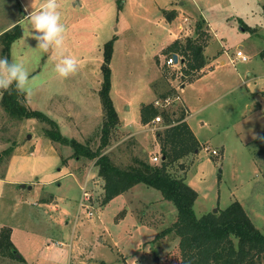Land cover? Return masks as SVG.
I'll return each instance as SVG.
<instances>
[{
  "label": "rangeland",
  "instance_id": "1",
  "mask_svg": "<svg viewBox=\"0 0 264 264\" xmlns=\"http://www.w3.org/2000/svg\"><path fill=\"white\" fill-rule=\"evenodd\" d=\"M44 2L0 0V34L20 26L7 57L29 69L33 91L24 92L27 106L56 121L65 137L96 148L103 119L100 65L104 44L114 38L109 93L119 123L103 152L117 164L134 157L160 164L154 144L163 120L142 124L140 107L157 100L160 109L175 110L174 118L182 108L199 147L169 169L196 191V216L238 201L264 233V58L258 54L264 48V0H57L64 42L48 52L32 37L24 39L25 15ZM189 37L205 44L207 60L185 78L181 63L163 66V50ZM239 44L246 60L236 56ZM65 56L75 58L78 70L61 78L53 69ZM167 89L173 95L158 97ZM46 127L35 117L10 118L0 107V154L14 144L0 159V226L13 228L18 253L28 260L16 264L36 258L39 264H179L178 237H157L175 221V206L144 184L102 203L103 180L94 160L51 141ZM56 240L61 246H54ZM41 246L55 257L40 258Z\"/></svg>",
  "mask_w": 264,
  "mask_h": 264
},
{
  "label": "trees",
  "instance_id": "2",
  "mask_svg": "<svg viewBox=\"0 0 264 264\" xmlns=\"http://www.w3.org/2000/svg\"><path fill=\"white\" fill-rule=\"evenodd\" d=\"M261 8L264 14V2ZM171 14L168 16L169 19ZM200 21L203 23L204 19L201 18ZM196 31L197 34H202L200 24L196 26ZM20 36L19 24L2 32L0 34L1 55L8 56L11 42ZM113 41L114 38L104 44L100 65L102 81L98 95L103 119L100 141L96 148L93 149L89 144L81 143L74 138L65 137L60 132L56 121L41 111L28 107L25 93L15 87L8 91H0V107L13 119L35 117L45 122L48 127L44 128V133L51 141L70 146L75 157L94 160L97 174L103 180L102 203L110 201L137 184H144L158 190L165 200L175 206L176 219L157 237L167 233H173L178 237L179 264H264V233L253 224L238 201L231 202L227 207L218 209L217 212L210 211L198 217L193 209L197 197L196 191L186 184L181 176L171 173L169 168L176 159L186 156L199 147L198 141L184 120L185 114L182 108H180L179 115L174 118L175 110L160 109L153 102L142 104L140 107L139 120L142 124H147L155 116H160L163 120L165 128L162 132L158 131V135L156 134L162 155L160 164H151L142 157H134L124 165L117 164L107 152H103L110 144L112 130L119 123L118 114L109 93V61ZM204 47L205 44L189 37L185 43L174 39L163 51L168 53L167 56L176 53L182 58L181 71L186 78L191 77L205 65ZM259 56L264 58V48L259 52ZM163 66L168 69L164 64ZM165 73L168 74L166 71ZM170 91L171 89H167L166 93L159 94L158 97L173 95ZM260 139H264V133L260 135ZM13 147L14 144H11L4 149L0 154V159L9 155ZM10 234L11 228L8 225L0 226V264L25 262L13 244ZM92 264L105 263L99 261V263Z\"/></svg>",
  "mask_w": 264,
  "mask_h": 264
},
{
  "label": "clouds",
  "instance_id": "3",
  "mask_svg": "<svg viewBox=\"0 0 264 264\" xmlns=\"http://www.w3.org/2000/svg\"><path fill=\"white\" fill-rule=\"evenodd\" d=\"M24 31L26 37H32L37 46L44 52L53 46L61 48L64 42L65 25L61 22V12L57 0H45L40 9L25 15ZM61 78L75 74L78 65L75 58L65 56L54 65L53 69ZM30 72L22 61L10 60L0 55V91L10 88L26 92L31 95L33 89L29 86Z\"/></svg>",
  "mask_w": 264,
  "mask_h": 264
},
{
  "label": "crops",
  "instance_id": "4",
  "mask_svg": "<svg viewBox=\"0 0 264 264\" xmlns=\"http://www.w3.org/2000/svg\"><path fill=\"white\" fill-rule=\"evenodd\" d=\"M203 18V17H202ZM204 19V18H203ZM204 21H205V19H204ZM206 22V21H205ZM206 25L208 26V28H209V33H211L210 35H213V37H214V32H213V30H212V28H211V26H210V24H208V22H206ZM238 25H240L241 26V29H243L244 27H243V25L242 24H238ZM253 29H255V28H253ZM254 31V30H253ZM211 39H212V37H211ZM242 48V45L241 44H239L238 45V49H241ZM261 51V50H260ZM259 51V52H260ZM259 54V53H258ZM205 56V55H204ZM206 60H207V58H206ZM220 64H223L224 63V60H220V62H219ZM247 75H251V73H250V71H248L247 70ZM184 87V84H181V89ZM251 107V105L250 104H247V108H250ZM121 120V119H120ZM184 120L186 121V123L188 124V126H189V128L191 129V127H190V125H189V123H188V121H187V117H184ZM152 121V120H151ZM147 125V124H146ZM126 127H129V126H126ZM157 134V133H156ZM158 135V134H157ZM195 138H196V136H195ZM155 145V147L159 150V145H158V142L156 143V144H154ZM143 151H146V147L145 148H143ZM155 154H157V153H155ZM136 186V185H135ZM134 186V187H135ZM9 226V225H8ZM10 227V226H9ZM10 237H11V240H12V242H13V244L15 245V247L17 248V246H16V242H15V237H14V230H13V228H11V234H10ZM61 242H58L57 240L55 241V247H58V246H61V245H59ZM41 245V244H40ZM39 245V246H40ZM46 245H47V247H51L52 245H50L49 243H46ZM70 247H71V244H70ZM42 246L38 249V251H39V254H38V256L40 257V258H43L42 256H54V254H50V253H47L45 250H43L44 249V247L42 248ZM55 249H58V248H55ZM41 250V251H40ZM50 250V249H49ZM55 257V256H54ZM24 258V260H25V262L26 261H28V260H26L27 258L26 257H23ZM44 261H46V262H48V263H53V260H51V259H49V258H45L44 259ZM33 263H35V264H39L40 263V259H38V258H36V260H35V262H33ZM32 263V264H33Z\"/></svg>",
  "mask_w": 264,
  "mask_h": 264
},
{
  "label": "built area",
  "instance_id": "5",
  "mask_svg": "<svg viewBox=\"0 0 264 264\" xmlns=\"http://www.w3.org/2000/svg\"><path fill=\"white\" fill-rule=\"evenodd\" d=\"M173 54H176V53H172V54H170L169 56H167V57L164 59V65H165L166 67H174L175 65L178 64V62H175V61H174ZM177 55H178V54H177ZM236 56H240V58H241L242 60H246V56L242 54V52H241L240 49H237V51H236ZM179 58H180V56L178 55V60H179ZM168 100H169L168 98H165V99H164V101H167V102H168ZM154 104L157 106V105H159L160 103H159V101L156 100V101L154 102ZM152 121H153V122L161 121L160 116H155L154 119H153ZM206 148H207V147H206ZM207 149H208V148H207ZM211 152H212L213 154L216 153L215 150H212ZM152 159H153V160H157L158 158H157V156H153ZM83 194H86V193H83ZM87 196H88V195H87ZM87 199H88V198H87Z\"/></svg>",
  "mask_w": 264,
  "mask_h": 264
},
{
  "label": "water",
  "instance_id": "6",
  "mask_svg": "<svg viewBox=\"0 0 264 264\" xmlns=\"http://www.w3.org/2000/svg\"><path fill=\"white\" fill-rule=\"evenodd\" d=\"M173 58H174V61L178 62V63H182V61H183L182 58H179V60H178V55L177 54H173ZM21 186L24 187L25 184H21ZM28 188H30V186H28ZM215 210L216 209H213L212 211L215 212Z\"/></svg>",
  "mask_w": 264,
  "mask_h": 264
}]
</instances>
